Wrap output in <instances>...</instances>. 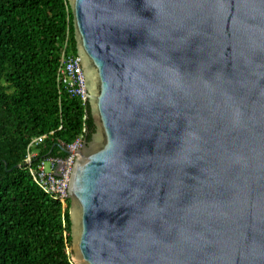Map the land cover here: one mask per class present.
Instances as JSON below:
<instances>
[{
    "label": "water",
    "instance_id": "water-1",
    "mask_svg": "<svg viewBox=\"0 0 264 264\" xmlns=\"http://www.w3.org/2000/svg\"><path fill=\"white\" fill-rule=\"evenodd\" d=\"M68 2L74 262L264 264V0Z\"/></svg>",
    "mask_w": 264,
    "mask_h": 264
},
{
    "label": "trees",
    "instance_id": "trees-1",
    "mask_svg": "<svg viewBox=\"0 0 264 264\" xmlns=\"http://www.w3.org/2000/svg\"><path fill=\"white\" fill-rule=\"evenodd\" d=\"M66 37L76 54L68 0H0V264H76L71 201L44 192L31 173L46 155L64 156L62 146L81 134L87 144L96 131L89 102L56 81ZM43 134L29 165L27 145Z\"/></svg>",
    "mask_w": 264,
    "mask_h": 264
},
{
    "label": "built area",
    "instance_id": "built-area-1",
    "mask_svg": "<svg viewBox=\"0 0 264 264\" xmlns=\"http://www.w3.org/2000/svg\"><path fill=\"white\" fill-rule=\"evenodd\" d=\"M68 37L63 45L60 54V61L56 70V81L59 88H65L71 95L78 96L83 103L87 102L88 93L85 85L83 69L80 57L68 51ZM85 131V128L83 129ZM45 135L35 136L27 145V155L25 161L32 165L33 158L36 157L38 150L34 147L39 145ZM86 136L81 134L73 143L68 144L70 150L65 156L52 155L46 159H41L34 168L31 169L33 179L41 189L60 200L63 205L69 197V180L71 170L77 153L85 141Z\"/></svg>",
    "mask_w": 264,
    "mask_h": 264
},
{
    "label": "clouds",
    "instance_id": "clouds-1",
    "mask_svg": "<svg viewBox=\"0 0 264 264\" xmlns=\"http://www.w3.org/2000/svg\"><path fill=\"white\" fill-rule=\"evenodd\" d=\"M76 54H77V53H76ZM87 102H88V101H87ZM51 133H53V132H51ZM43 135H45V137H46V134H43ZM39 136H40V135H39ZM34 137H35V136H34ZM45 137H44V138H45ZM32 138H33V137H32ZM32 138H31V139H32ZM72 143H73V142H72ZM70 144H71V143H70ZM67 146H68V144H67V145H65V146H62L63 150H64V149L68 150V152L64 151L66 154H68V153L70 152V150H69V149H67ZM38 152H39V150H38ZM37 155H38V153H37ZM37 155H36V156H37ZM61 156H62V155H61ZM64 156H65V155H64ZM47 157H49V156H48V155H46V156H45V157H43L42 159H46ZM40 160H41V159H40ZM68 198H69V197H68ZM64 205H65V204H64Z\"/></svg>",
    "mask_w": 264,
    "mask_h": 264
}]
</instances>
